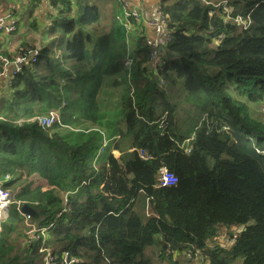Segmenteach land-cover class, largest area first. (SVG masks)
<instances>
[{
    "label": "trees",
    "instance_id": "1",
    "mask_svg": "<svg viewBox=\"0 0 264 264\" xmlns=\"http://www.w3.org/2000/svg\"><path fill=\"white\" fill-rule=\"evenodd\" d=\"M117 1L51 0L52 44L65 41L67 56L40 51L0 101V185L38 211L34 221L53 223L48 245L79 264H156L145 256L151 246L170 264L183 263L167 248L209 264H264V115L249 106L264 103V0H164L172 39L159 77L149 73L146 37L125 38ZM223 1L250 27L228 17ZM114 75L116 111L98 102ZM40 108L58 111L61 123L41 127ZM91 128L102 140L120 136L111 152L127 138L133 150L97 157L101 138L70 139ZM164 168L176 185L159 187ZM234 227H244L234 247L216 244ZM0 264H44L13 204L1 223Z\"/></svg>",
    "mask_w": 264,
    "mask_h": 264
},
{
    "label": "built area",
    "instance_id": "2",
    "mask_svg": "<svg viewBox=\"0 0 264 264\" xmlns=\"http://www.w3.org/2000/svg\"><path fill=\"white\" fill-rule=\"evenodd\" d=\"M120 3L121 9L123 11V16L120 18V23L125 29L126 35L134 36L137 29H141L144 24H148V26L152 27L155 30L154 38L148 37L145 32H143V36L146 37V45L149 51V73L153 74L155 77H159L158 68L160 69L159 64H161V60L159 59L160 54L162 53L163 47H165L168 43H170L172 39V31L169 29L168 20L170 18L169 14L164 10V3L159 1L156 10V16L154 18L144 17L142 18V11L134 6H132L126 0H118ZM224 7V10L228 17L234 19L233 21L240 25L243 29H247L251 25V19L245 18L242 15L233 16V9L229 6L227 1L221 2ZM212 15V12L210 13ZM10 16H5L0 19V33H13L16 31V27L14 24H7V21L10 20ZM135 22H137L135 24ZM142 30V29H141ZM40 50L37 51H28L24 50L18 61L22 62L26 59L30 58L32 64L37 63L39 57ZM10 61L0 56V77L5 74V69L8 65H10ZM124 66L127 72V76L130 79L132 75V60L127 58L124 61ZM21 70L20 66H16L13 71V76L19 73ZM159 84L161 87L165 86V82L163 79H159ZM34 120L38 122V124L46 129L52 128L56 124H60L62 121V117L58 111H50L47 114H42L36 117ZM195 137L193 136L190 140H193ZM187 141L186 145V153H190L191 149L189 147V142ZM109 146V141L104 139L103 143L100 147L99 153L105 151V149ZM139 156L143 160H148L151 157H147L142 149L138 151ZM10 175L6 176V179H9ZM177 177L174 173L168 171L167 169H162L160 171L159 177V187H171L176 185ZM11 191L3 189L0 185V218L2 217L1 213L4 210H9V207L12 204L17 205V210L23 216L24 219V233L25 238L28 242L32 243L39 249V253L43 256L44 264H79V260L72 256L69 251L60 252L59 250H54L51 246L48 245L50 230L53 227V223H49L47 225H41L36 223L31 216L24 215L21 213L20 208L22 202H16L12 199ZM68 199L65 197V204H67ZM60 216V215H59ZM1 220V219H0ZM244 231V227H235L232 230L231 234L225 233L221 235L220 239L222 240V246L231 249L235 246L239 235ZM167 254L176 258L178 256H182L187 260H192L198 262V264H209V259L203 257L199 253L193 254L192 252H183L178 255L177 252L167 248Z\"/></svg>",
    "mask_w": 264,
    "mask_h": 264
},
{
    "label": "crops",
    "instance_id": "3",
    "mask_svg": "<svg viewBox=\"0 0 264 264\" xmlns=\"http://www.w3.org/2000/svg\"><path fill=\"white\" fill-rule=\"evenodd\" d=\"M132 6L140 9L142 11V18L149 17L154 18L156 16L157 5L160 0H126ZM164 1V0H163ZM117 10H118V20L123 16V11L121 9L120 3L117 1ZM56 11L53 8L51 0H0V19L5 16H10V20L7 21V24H14L16 31L13 33H0V56L7 58L10 61L5 69V74L0 77V101L2 98L9 94V87L11 80L13 78V70L16 66H24L32 64L30 58L25 61H18L20 54L24 50L28 51H43L45 49L53 48L55 55L61 59L67 56L66 42L62 41L56 44H52L53 37L50 34V29L53 26L54 17ZM103 25L104 30H108L106 24ZM137 22H135L136 24ZM142 29V30H141ZM141 29H137L134 36L129 35L128 41L133 42L134 39L143 36V32L150 37L154 38L155 30L144 24ZM125 30V29H124ZM125 34V33H124ZM117 75L106 76L103 85L102 91L105 90L107 84L110 83L111 87L116 90H120V87H115V80ZM102 91L99 92V96ZM100 105V103H99ZM37 113L47 114L50 111L40 108L36 110ZM130 138L124 139L120 147L126 145ZM132 146L129 148H122L121 151L128 152ZM120 148V149H121ZM119 157L121 153L118 151ZM118 157V158H119ZM217 244L222 245V240H218ZM197 264V263H194Z\"/></svg>",
    "mask_w": 264,
    "mask_h": 264
},
{
    "label": "rangeland",
    "instance_id": "4",
    "mask_svg": "<svg viewBox=\"0 0 264 264\" xmlns=\"http://www.w3.org/2000/svg\"><path fill=\"white\" fill-rule=\"evenodd\" d=\"M113 5H114V3L111 1L109 4H108V7H107V11H109L111 8H113ZM105 13H104V19H105ZM104 27H102V29H103ZM109 31L108 30H105V33H108ZM124 36H125V38L128 40V36L129 35H126V33L124 34ZM56 56V55H55ZM57 57V56H56ZM57 58H59V57H57ZM161 73V70L158 68V74H160ZM107 87H108V89L109 90H107V88L104 90L103 89V91H102V89H101V91L103 92V93H101V95L99 96V103H100V106L102 107V108H105V109H110V110H112V111H116L117 109H118V90H116V89H113L112 87H111V84L110 83H108L107 84ZM115 103H117V106H115ZM260 105H264V103H262V104H250L249 106H250V108L252 109V111L254 112V115L255 116H257V117H259V118H262V116L264 115V108H260L259 106ZM260 111H261V114H259L260 113ZM185 118H188V116H189V113H187V112H183V114H182ZM91 131H93V132H91ZM88 134H84V135H73V134H70L71 136H70V139L72 140V141H74V142H81V141H83V140H86V139H89V137L90 136H94V137H97V139H99V138H101V140H102V135H101V133L96 129V128H91L90 130H88V131H86ZM122 142H123V140L121 141V145H122ZM119 145H120V142L118 143ZM101 145V143H98L97 145H96V147H95V149L96 150H98L99 149V146ZM130 145H132V143H131V140H128V142H126V145H124V146H122V148H124V147H126V148H129L130 147ZM122 148L120 149V151L122 150ZM97 152V151H96ZM106 152H110L111 154H112V152H111V150H107ZM113 155H116V156H118L119 155V153L118 154H116V152L113 154ZM11 194H13V192L11 191ZM0 212H1V210H0ZM1 215H2V217L0 218L1 220H0V231H1V223L5 220V219H7V217H8V215H9V211H7V210H4L2 213H1ZM147 215L145 214V213H143V219H144V221H146L147 220V217H146ZM228 234H231V233H228ZM160 249L158 248V247H156V246H151V247H149V248H147L146 249V251H145V256H148V257H151V258H153L154 259V261L156 262V264H170L169 263V260L167 259V257L166 258H164V259H161L160 258V251H159ZM168 256V255H167ZM180 258H182V259H180L179 261L181 262V263H183V264H194V263H197L196 261H192V260H189V261H186V260H184L185 258L184 257H180Z\"/></svg>",
    "mask_w": 264,
    "mask_h": 264
},
{
    "label": "clouds",
    "instance_id": "5",
    "mask_svg": "<svg viewBox=\"0 0 264 264\" xmlns=\"http://www.w3.org/2000/svg\"><path fill=\"white\" fill-rule=\"evenodd\" d=\"M162 3H163V0H160ZM132 69H133V67H132ZM132 76V75H131ZM131 78V77H130ZM133 92V91H132ZM55 126V125H54ZM53 126V127H54ZM86 132V131H85ZM103 134V140L104 139H106V140H108L109 141V146L111 145V143L113 142V141H118L119 140V138H120V136H115V137H113V138H110V139H108L107 138V136H106V134H104V133H102ZM194 136V135H193ZM192 136V137H193ZM103 140H102V142H101V145H102V143H103ZM190 140V139H189ZM101 145H100V147H101ZM107 147L106 149H105V151L104 152H102V153H100L99 155H98V153H99V150H100V147H99V150H98V153H97V157L98 156H100L101 154H103V153H105L110 147ZM133 149H130L129 151H132ZM118 152L119 150H112V153L114 154L115 152ZM120 152V151H119ZM121 153V155H122V152H120ZM115 157H119V156H116L115 155ZM65 197H67V199H68V193H63L62 194V198H63V201H64V204H65ZM16 202H21V201H16ZM23 203H26V202H22V204ZM13 205H16V204H13ZM67 204H65V206H66ZM22 206V205H21ZM31 206V205H30ZM16 207H17V205H16ZM32 207V206H31ZM34 208V207H33ZM9 211V210H8ZM20 211H21V208H20ZM19 212V211H18ZM20 213V212H19ZM33 218V217H32ZM34 219V218H33ZM36 222V221H35ZM37 223V222H36ZM235 228V227H234ZM233 228V229H234ZM232 229V230H233ZM231 233H232V231H231ZM221 237V236H220ZM219 240H220V238H219ZM217 244V243H216ZM219 245V244H218ZM222 246V245H221ZM212 247H213V245H212ZM224 247V246H223ZM226 248V247H225ZM178 255H180V254H178ZM179 257H181V255L180 256H178V257H176V258H174V259H177V258H179ZM187 260V259H186ZM189 261V260H188ZM197 264H198V262H197Z\"/></svg>",
    "mask_w": 264,
    "mask_h": 264
},
{
    "label": "water",
    "instance_id": "6",
    "mask_svg": "<svg viewBox=\"0 0 264 264\" xmlns=\"http://www.w3.org/2000/svg\"><path fill=\"white\" fill-rule=\"evenodd\" d=\"M21 213L24 214V215L31 216L33 218H39L38 211L35 208L31 207L28 203H23L22 204Z\"/></svg>",
    "mask_w": 264,
    "mask_h": 264
}]
</instances>
